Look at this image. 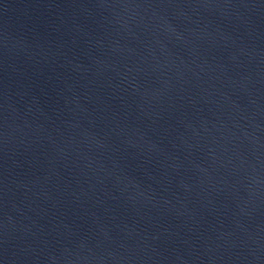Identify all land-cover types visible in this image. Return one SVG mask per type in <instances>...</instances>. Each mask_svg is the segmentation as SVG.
<instances>
[{
    "label": "water",
    "instance_id": "obj_1",
    "mask_svg": "<svg viewBox=\"0 0 264 264\" xmlns=\"http://www.w3.org/2000/svg\"><path fill=\"white\" fill-rule=\"evenodd\" d=\"M0 264H264V0H0Z\"/></svg>",
    "mask_w": 264,
    "mask_h": 264
}]
</instances>
